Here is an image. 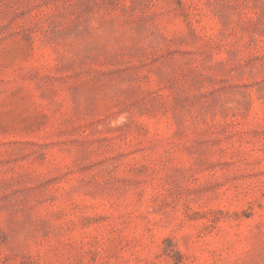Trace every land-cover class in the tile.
Masks as SVG:
<instances>
[{
	"label": "rangeland",
	"instance_id": "obj_1",
	"mask_svg": "<svg viewBox=\"0 0 264 264\" xmlns=\"http://www.w3.org/2000/svg\"><path fill=\"white\" fill-rule=\"evenodd\" d=\"M0 264H264V0H0Z\"/></svg>",
	"mask_w": 264,
	"mask_h": 264
}]
</instances>
